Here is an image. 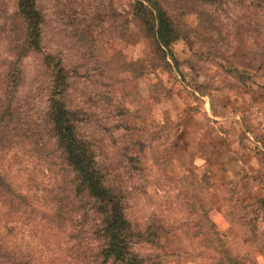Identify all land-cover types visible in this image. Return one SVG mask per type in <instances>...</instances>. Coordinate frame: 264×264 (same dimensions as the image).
I'll list each match as a JSON object with an SVG mask.
<instances>
[{
	"label": "rangeland",
	"instance_id": "rangeland-1",
	"mask_svg": "<svg viewBox=\"0 0 264 264\" xmlns=\"http://www.w3.org/2000/svg\"><path fill=\"white\" fill-rule=\"evenodd\" d=\"M17 1L0 0V92L20 26ZM160 1L176 30L164 59L135 0H38L42 49L62 59L69 103L89 117L79 131L119 178L129 217L164 225L158 245L135 251L161 264H219L227 248L264 264V0ZM20 68L15 102L41 134L9 154L2 171L19 192L49 195L36 206L51 207L72 176L44 130L51 76L42 53ZM49 209L48 217L14 214L22 228L7 236L36 253L33 264H59L68 252L69 228L51 229Z\"/></svg>",
	"mask_w": 264,
	"mask_h": 264
},
{
	"label": "trees",
	"instance_id": "trees-1",
	"mask_svg": "<svg viewBox=\"0 0 264 264\" xmlns=\"http://www.w3.org/2000/svg\"><path fill=\"white\" fill-rule=\"evenodd\" d=\"M135 1V15L146 26L160 58L164 59V47L169 45L176 32L173 20L160 0ZM15 15L20 26L12 35L9 46L12 58L1 75L0 264H33L37 260L32 249L13 246L7 236L20 228L14 221L16 214L25 213L30 217L31 211L40 210L48 217L44 208H50L51 229L58 228L61 233V226L69 228L66 231L68 252L59 264H161L157 254L140 255L134 246L138 243L158 245L164 225L155 220L142 224L132 221L119 178L114 177L107 164L98 159L94 142L80 133L79 125L89 117L69 103L70 84L62 59L42 49L43 13L38 0H18ZM32 52L42 53L51 76L44 130L54 138L65 166L72 172L69 186L66 189L58 186L51 195V207L36 206L37 203L45 205L49 195L35 193L28 196L19 192L2 171L9 154L16 155L26 140L38 139L41 134L34 129L37 120L22 112L15 102L16 89L22 78L20 61ZM128 157L131 164L141 162L137 154ZM36 184L31 187L37 189ZM25 230L23 228V232ZM214 234L216 232L211 231L209 240L215 244ZM217 240L220 243V239ZM44 247L41 245L40 250L43 251ZM223 251L225 260L230 262L228 264H247L242 256L230 254L227 248ZM222 258L219 264L225 262ZM49 264L57 263L49 261Z\"/></svg>",
	"mask_w": 264,
	"mask_h": 264
}]
</instances>
